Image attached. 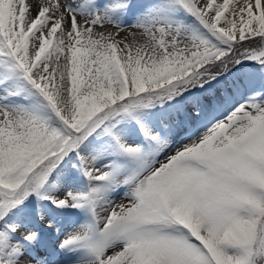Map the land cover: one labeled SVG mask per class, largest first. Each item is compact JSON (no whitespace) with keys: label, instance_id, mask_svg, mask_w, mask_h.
<instances>
[{"label":"snow or ice","instance_id":"snow-or-ice-1","mask_svg":"<svg viewBox=\"0 0 264 264\" xmlns=\"http://www.w3.org/2000/svg\"><path fill=\"white\" fill-rule=\"evenodd\" d=\"M0 264H264V0H0Z\"/></svg>","mask_w":264,"mask_h":264},{"label":"rangeland","instance_id":"rangeland-1","mask_svg":"<svg viewBox=\"0 0 264 264\" xmlns=\"http://www.w3.org/2000/svg\"><path fill=\"white\" fill-rule=\"evenodd\" d=\"M217 2H221V0H217ZM129 22H131V20H129ZM108 31H115V29H113V28H108ZM125 31L126 32H131V31H134V29H125ZM128 39H129V41H131V39H132V37L131 36H129L128 37ZM186 142V141H185ZM114 200H115V204L116 205H118V204H120V203H126L127 201H124V200H121V198H120V193H117L116 195H115V197H114ZM72 219H74V218H70L69 219V221H68V223H71V220ZM54 239V238H53Z\"/></svg>","mask_w":264,"mask_h":264}]
</instances>
